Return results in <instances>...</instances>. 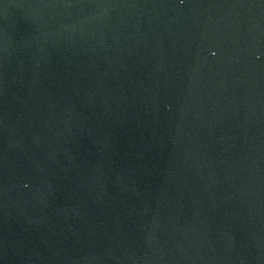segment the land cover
<instances>
[{
    "label": "water",
    "instance_id": "1",
    "mask_svg": "<svg viewBox=\"0 0 264 264\" xmlns=\"http://www.w3.org/2000/svg\"><path fill=\"white\" fill-rule=\"evenodd\" d=\"M0 264H264V0H0Z\"/></svg>",
    "mask_w": 264,
    "mask_h": 264
}]
</instances>
